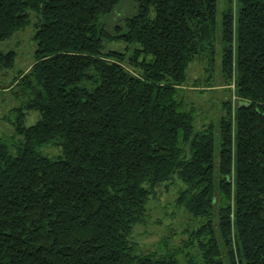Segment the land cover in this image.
Returning a JSON list of instances; mask_svg holds the SVG:
<instances>
[{
  "label": "trees",
  "instance_id": "16d2710c",
  "mask_svg": "<svg viewBox=\"0 0 264 264\" xmlns=\"http://www.w3.org/2000/svg\"><path fill=\"white\" fill-rule=\"evenodd\" d=\"M126 1L0 0V44L38 20L22 105L0 117V264H264V0H129L117 16ZM218 41L239 103L198 129L183 87ZM15 58L0 48V71ZM174 181L197 225L143 253L134 230Z\"/></svg>",
  "mask_w": 264,
  "mask_h": 264
},
{
  "label": "rangeland",
  "instance_id": "374dc122",
  "mask_svg": "<svg viewBox=\"0 0 264 264\" xmlns=\"http://www.w3.org/2000/svg\"><path fill=\"white\" fill-rule=\"evenodd\" d=\"M132 12L133 7H130L129 0H127L118 9L117 16H124ZM37 21V16L33 14L31 24L17 32L10 40L0 44V48L5 52L12 50L16 53L15 67L0 71V117L7 115L12 108L22 105L23 98L18 96L16 82L13 81L20 72L29 71L35 61L37 45L34 40L36 30L34 26ZM107 47L126 52L128 56L139 48L138 44L128 47L127 44L120 41L110 42ZM220 48V41H218L219 53H217L214 62L195 59L188 68L187 82L183 88L187 102L194 103L198 129L207 123L219 124L224 112V102L227 99L232 101L234 108L239 103L235 85L231 84L230 87L224 85ZM26 113L25 123L27 126L34 125L40 119L39 113L34 110H28ZM0 135L14 136L13 126L9 122H1ZM42 152L47 153L50 157H57L61 154V149L49 145L44 147ZM182 187L183 184L180 181L171 182L168 187L160 188L147 204L148 216L145 222L134 230L133 234V241L137 243L143 253L156 251L158 243L168 238L172 241L173 246L177 245L178 247L182 239L188 238L187 230L195 228L197 225L191 218L188 219V214L183 209L177 206L176 201Z\"/></svg>",
  "mask_w": 264,
  "mask_h": 264
}]
</instances>
